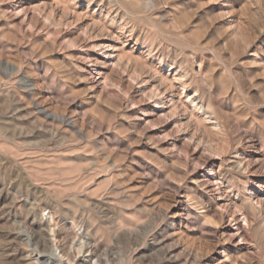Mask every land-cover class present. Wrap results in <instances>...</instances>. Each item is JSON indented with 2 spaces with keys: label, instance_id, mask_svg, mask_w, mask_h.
<instances>
[{
  "label": "rangeland",
  "instance_id": "374dc122",
  "mask_svg": "<svg viewBox=\"0 0 264 264\" xmlns=\"http://www.w3.org/2000/svg\"><path fill=\"white\" fill-rule=\"evenodd\" d=\"M260 199L264 0H0V264H264Z\"/></svg>",
  "mask_w": 264,
  "mask_h": 264
},
{
  "label": "bare ground",
  "instance_id": "6f19581e",
  "mask_svg": "<svg viewBox=\"0 0 264 264\" xmlns=\"http://www.w3.org/2000/svg\"><path fill=\"white\" fill-rule=\"evenodd\" d=\"M185 75V74H184ZM182 76V75H181ZM180 77V76H179ZM183 77H185V76H183ZM186 78V77H185ZM184 78V79H185ZM180 86L182 87V91L180 92L181 94H183V90L186 88L185 86H184V84H180ZM161 87V86H160ZM158 91V90H157ZM185 98L187 99V102L188 103H190V105H191V107H192V110H194V113L196 112L197 114H199V112L201 111V117H203L202 118V120L203 119H205V120H211V119H208L207 117H206V115H207V113H206V111H204V108H203V106H202V103L196 98V97H194V96H192V97H188L187 95L185 96ZM195 113V114H196ZM199 119V118H198ZM260 201H264V199H260L259 201L257 200V203H262V202H260ZM42 224V223H41ZM57 260L59 259V258H56ZM61 260V259H60ZM60 260H58V261H60Z\"/></svg>",
  "mask_w": 264,
  "mask_h": 264
}]
</instances>
